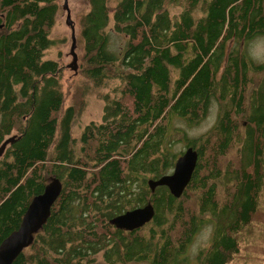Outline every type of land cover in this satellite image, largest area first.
<instances>
[{
  "label": "trees",
  "instance_id": "16d2710c",
  "mask_svg": "<svg viewBox=\"0 0 264 264\" xmlns=\"http://www.w3.org/2000/svg\"><path fill=\"white\" fill-rule=\"evenodd\" d=\"M86 2L75 70L80 86L85 77L103 88V107L75 136L80 108L64 107L63 68L46 56L64 1L0 0V244L49 178L61 182L45 222L11 264H186L208 222L198 264L236 262L250 240L260 264L264 62L246 46L264 33V0ZM109 28L126 36L120 56L109 49ZM211 98L218 114L208 130L170 136L172 118L200 121ZM179 139L198 152L189 182L179 196L166 185L152 190L148 180L171 172L183 151L173 149ZM147 203L154 213L142 226L110 222Z\"/></svg>",
  "mask_w": 264,
  "mask_h": 264
},
{
  "label": "rangeland",
  "instance_id": "374dc122",
  "mask_svg": "<svg viewBox=\"0 0 264 264\" xmlns=\"http://www.w3.org/2000/svg\"><path fill=\"white\" fill-rule=\"evenodd\" d=\"M64 0H58L59 4H62ZM68 6L70 8L71 18L74 21L75 26V36L76 42L74 46V51L76 53V69L80 68L82 60V44L79 41V23L78 19L81 14L87 8L86 0H67ZM57 17L55 21V25L51 31V36L54 39V43L46 50V56L54 58L60 63L63 68V76L66 82L65 85V98H64V107L68 104H72L74 107L80 108L79 113H76L74 121H73V135L78 136L81 132V129L84 127L86 123L90 120H100L102 114L103 101L100 99L99 93L103 91V88L97 87L94 85H90L88 80L84 77L83 84L80 86L82 81L81 77L76 75V70L73 69L69 64L73 59V55L71 53V29L69 24L66 23V10L65 8L59 9L57 11ZM110 36L108 41L109 49L114 52L116 55L121 54L122 48L124 47V41L126 36L113 32L111 28H109ZM123 44V45H122ZM247 45V44H246ZM121 46V47H120ZM247 54L252 58L253 61L259 63L264 62V33L258 34L249 40L248 45L246 46ZM113 83L111 87L114 85ZM81 105V107H80ZM209 108L207 114L204 118H202L198 122L189 123L185 118H172L169 123L168 131L170 132V136L174 139L183 137L185 132H188L185 137H197L201 133L208 130L216 121L218 114V103L214 98L210 99ZM193 124H195L192 128H190ZM190 128L189 131H187ZM184 141L182 139L177 140L175 145L173 146L174 151H178L180 149H185L183 145ZM50 180V178H49ZM212 233V224L210 222L203 225L195 234L188 250L187 255L188 259L186 264H198L197 256L200 248L207 246L210 242ZM254 242L251 240L248 242V245L244 247L240 254V260L236 262H232L235 264H247L246 259L249 262L254 263V260L250 258L251 248ZM100 255H98V258ZM260 264H264V254L260 253ZM238 262V263H237ZM230 263V264H232Z\"/></svg>",
  "mask_w": 264,
  "mask_h": 264
},
{
  "label": "water",
  "instance_id": "95a60500",
  "mask_svg": "<svg viewBox=\"0 0 264 264\" xmlns=\"http://www.w3.org/2000/svg\"><path fill=\"white\" fill-rule=\"evenodd\" d=\"M63 8L66 10V23L71 29V53L73 59L70 66L76 69V53L74 46L76 42L74 21L71 18L70 8L67 0H64ZM198 158V152L192 145L183 149L174 161L171 172L162 174L157 179H149V185L153 190L156 185H166L170 192L179 196L186 184L189 182ZM61 182L51 176L43 190L35 194L30 200L25 213L16 229L11 231L0 244V264H11L23 248L28 246L34 237V233L42 226L50 212V207L59 195ZM154 213L151 203L144 206L134 207L122 212L110 219V222L118 228L134 229L149 221Z\"/></svg>",
  "mask_w": 264,
  "mask_h": 264
}]
</instances>
